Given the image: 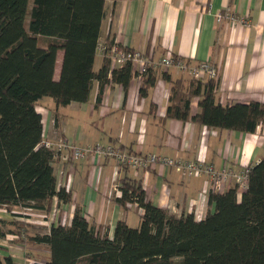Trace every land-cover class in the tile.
I'll list each match as a JSON object with an SVG mask.
<instances>
[{
	"label": "trees",
	"instance_id": "16d2710c",
	"mask_svg": "<svg viewBox=\"0 0 264 264\" xmlns=\"http://www.w3.org/2000/svg\"><path fill=\"white\" fill-rule=\"evenodd\" d=\"M106 3L0 0V210L12 215L31 208L50 214L54 198L61 204L73 203L71 191L57 188V153L44 145L45 128L37 103L45 97L58 107L87 103L96 81L99 104L107 85L119 84L128 92L134 79L132 62L112 66L105 55L102 68L95 71ZM41 38L46 46H40ZM113 46L108 43L106 54ZM59 51L64 59L56 79ZM144 57L148 59V52ZM153 70L148 67L139 84L141 99L155 86ZM163 78L172 86L167 119L247 134L264 124L262 103L221 105L218 82L191 77L186 85L168 72ZM194 99L200 108L197 114H192ZM121 171L122 198L114 202L124 210L135 204L143 210L138 227L120 220L111 238L77 206L69 224H52L49 232L39 236L27 223L1 221L8 231L0 226V238L11 233L18 236L14 242L23 246H43L50 255L34 264H264V160L250 166L248 186L240 198L236 188L210 191L207 204L213 211L202 220L193 213L177 216L156 207L129 167ZM0 264L14 262L0 255Z\"/></svg>",
	"mask_w": 264,
	"mask_h": 264
},
{
	"label": "crops",
	"instance_id": "0c3cea01",
	"mask_svg": "<svg viewBox=\"0 0 264 264\" xmlns=\"http://www.w3.org/2000/svg\"><path fill=\"white\" fill-rule=\"evenodd\" d=\"M106 2L100 44L108 46L112 42L125 49L148 52L157 76L155 86L141 99L139 83L135 80L127 93L119 84H110L105 87L100 104L98 81L94 82L87 103L58 107L53 99L45 97L37 103L43 117L44 140L60 137L79 146L115 144L143 155L159 154L188 161L204 157L217 169L230 166L242 170L264 160V124L254 134L217 129L203 143V127L194 122L167 119L172 86L163 75L168 72L173 80L181 78L186 85L192 75L175 67L164 69L160 64L169 53L189 67L207 61L220 71L215 82H218L216 95L221 105L264 104V0ZM229 9L238 17L249 19V27L232 25L226 19L217 21V16ZM58 53L56 79H60L64 59V53ZM103 61L104 56L97 51L96 72L102 68ZM191 108L192 114L200 112L198 99L192 101ZM55 167L56 172L64 170L66 183L71 180L73 203H58L61 213L69 220L73 219L78 206L86 217L102 225L111 238L120 220L133 228L140 225L141 214L137 208L124 210L114 202L112 192L123 175L121 170H116L114 161L90 158L68 164L57 160ZM130 175L133 176V172L130 171ZM136 175L144 185L148 200L158 208L182 216L190 214V205L195 202L193 211L197 220L213 211L207 198H203L208 176L187 177L160 165ZM133 211L139 217L132 220ZM1 221L13 220L1 219L0 226ZM2 228L8 231L7 226ZM3 243L0 244L2 257H11L14 264H27L21 243L12 244L14 251Z\"/></svg>",
	"mask_w": 264,
	"mask_h": 264
},
{
	"label": "built area",
	"instance_id": "2783aa9c",
	"mask_svg": "<svg viewBox=\"0 0 264 264\" xmlns=\"http://www.w3.org/2000/svg\"><path fill=\"white\" fill-rule=\"evenodd\" d=\"M211 8V6H210ZM209 8V9H210ZM224 19L228 20L232 25H241L249 27L251 24L250 20L247 18H240L238 17L234 12H232L230 9L226 10L224 13H221L217 16V21L224 22ZM107 46L104 44L101 45L98 49V51L102 54V56L107 55V57L110 59L112 66H122L125 63H128V61L132 62V68L134 71V79L136 82L140 84L142 77L144 76V73L146 72V69L148 67H152L151 61L148 58L144 57V52L140 51H132L127 52L126 50H123L122 47H119L118 45H114L111 49H109L108 53L106 54ZM161 66L165 68H172L175 67L178 68L183 73H189L192 75V77L196 79H203L206 78L208 80H213L219 78V70L211 65L209 62L205 61L199 64L195 67H189L186 62H184L181 59L175 60L173 55L169 53L165 58L161 60ZM138 84V85H139ZM215 130L209 129L208 127H203L202 129V142L205 143L207 138L214 133ZM45 147H48L52 150H54L57 153V160H61L64 163L72 164L77 163L80 161H84L87 158H92L94 161H101V160H114L117 163L116 170L119 172L121 170V167L128 166L131 172H135L138 174L139 172H146V170H149L151 168H154L158 165L166 167V168H173L177 172L181 173L182 175H185L187 177H199V176H208V183L206 185V188L203 191V198L206 199L208 197V194L210 191L214 192H226L229 190H232V188H236L237 191L245 192L248 182H249V173H250V167H244L242 170H236L234 167L230 166H224L222 168H215L212 164L209 162H206L204 157H199L198 159H195L194 161H188V160H180V159H174V158H168L165 156H160L159 154H139V153H129L126 149L122 147H118L115 144H108V145H87V146H79L72 142H70L67 139H59L58 140H45L44 141ZM58 176V185L65 186L66 181L65 179V172L63 169H60V171L56 172ZM62 182L60 183V181ZM71 180H68L67 186L70 184ZM114 189L116 191V195L119 198H122V190L121 186L118 183H115ZM70 190V189H69ZM239 198L242 196L243 193H238ZM56 208H58L57 205H54ZM130 206V205H129ZM134 206H137L135 204ZM190 208V214L193 213V207L191 203ZM132 207V205L130 206ZM27 211L35 212L31 208H25ZM19 211L18 214L25 215L27 212L24 213V211ZM59 210V209H58ZM142 210V209H141ZM6 211V210H5ZM143 211V210H142ZM17 211H14L16 213ZM37 213V212H36ZM39 213V212H38ZM50 213L55 216L62 217V220L60 222L61 225L69 224V220L67 218V215L64 213H61L60 210H51ZM28 215V214H27ZM50 217L44 215V222ZM58 219L54 221L55 223L58 222ZM53 223V222H52ZM18 238V237H17ZM16 238V239H17Z\"/></svg>",
	"mask_w": 264,
	"mask_h": 264
},
{
	"label": "rangeland",
	"instance_id": "374dc122",
	"mask_svg": "<svg viewBox=\"0 0 264 264\" xmlns=\"http://www.w3.org/2000/svg\"><path fill=\"white\" fill-rule=\"evenodd\" d=\"M30 4H31V2H30ZM28 24H29V18H28V20L26 21V28H28ZM39 42H40V46L42 47V46H46V43L45 42H43V40H42V38L41 39H39ZM132 73L134 74V71H132ZM190 75V74H189ZM59 139H62V138H60L59 137ZM87 159H90V158H87ZM92 159V158H91ZM112 161H114V160H112ZM114 163H115V167L117 168V163H116V161H114ZM133 177H137V175H136V173L135 172H133ZM62 182V180L60 181V183ZM67 184L68 183H66V185L65 186H63V185H61V186H59L58 185V187L57 188H59V189H61V187L62 188H66L68 191H71V190H69V189H71L70 188V186H71V182H70V184L67 186ZM238 193H245V192H242V191H239L238 190ZM112 194H113V197L114 198H119V197H117V195H116V191H115V189H113V192H112ZM243 194H241V195H243ZM238 196H239V194H238ZM53 200H55L56 201V203H54V205H57L58 206V208H56L54 205H53V210L55 209V210H57V211H59L60 210V207H59V205H58V203H59V201H57V198H54ZM60 204V203H59ZM194 205H196L195 204V202H192V206H194ZM134 208H138L137 206H133ZM132 207V208H133ZM195 207V206H194ZM131 208V207H130ZM129 208V209H130ZM131 208V209H132ZM59 209V210H58ZM139 211V213L141 214V216L143 215V211L140 209V210H138ZM18 212L19 211H17L16 213H13L12 215L11 214H9V213H7V212H5V210L4 209H1L0 210V220L1 219H9V218H11V220H16V221H19V222H23V223H27V224H29V226H35V229L34 228H32V233H33V235H42V234H45V231H47V229H49L50 230V228H51V226H52V224H56V225H61L60 224V222L61 221H63L62 220V218L64 217V216H62V217H59V219H58V217L57 216H55L54 214L52 215V213H50V214H42V213H36V212H32V211H24V213L25 212H27V214H25V215H22V214H18ZM61 212V211H60ZM44 215H46V216H48V217H50L46 222V224H45V220H44ZM132 218V220L133 219H137V217H139V215H138V213L137 212H134L133 211V213H132V216H131ZM56 219H58V222H54V221H56ZM68 219V217L66 218V220ZM69 220V219H68ZM53 222V223H52ZM71 222V220H69V223ZM63 226V225H62ZM8 230V229H7ZM49 232V231H48ZM47 233V232H46ZM18 236L17 235H12L11 233H7L6 234V236L4 237V238H2V239H0V244H2L3 242V245H5L6 246V248L7 249H9L10 251H14L15 250V248L13 247L14 245H12V244H14V243H16V242H14L15 240H17L16 238H17ZM13 242V243H12ZM2 245V246H3ZM22 248H24V250L26 251V254H25V258H24V260H25V263H27V264H34L35 262L36 263H40V262H43L44 260H43V258H45V257H47L48 256V253H47V250H45V248L43 247V246H36V245H25L24 247H22ZM23 251V250H22ZM25 251H23V253L25 252ZM24 255V254H23Z\"/></svg>",
	"mask_w": 264,
	"mask_h": 264
}]
</instances>
